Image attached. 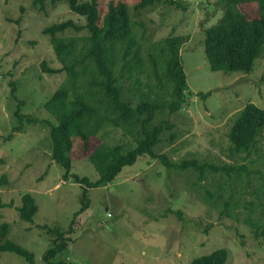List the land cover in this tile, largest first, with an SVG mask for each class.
Listing matches in <instances>:
<instances>
[{"label": "rangeland", "instance_id": "1", "mask_svg": "<svg viewBox=\"0 0 264 264\" xmlns=\"http://www.w3.org/2000/svg\"><path fill=\"white\" fill-rule=\"evenodd\" d=\"M179 1L184 10H174L161 1L137 12L133 7L139 0H98L97 24L102 25L109 2H123L130 9L134 34L144 31L146 47L154 41L164 45L173 26L174 35L182 36L176 47L191 93L181 111L173 114L182 136L171 146L160 142L154 150L176 163L211 160L219 166L240 164L245 171L231 182L232 194L218 189L222 199L218 202L214 192L219 174L212 183L205 179L198 187L193 169H168L159 159L140 156L110 183L87 188L88 207L75 215L84 185L71 175L96 180L98 173L87 159L91 151L101 143L125 147L132 143L128 134L110 125L89 138L85 151L84 142L73 137L71 170L65 178L64 168L51 158L46 125L23 123L22 131L12 132L18 124L14 112L54 121L44 103L67 83L64 71L50 73L42 68V62L48 68L61 67L42 30L67 19L84 26L86 20L65 1L46 2L39 9L34 0H0V225H8L0 242L8 239L32 252V264H191L193 258L219 248L227 250L224 264H264V217L260 216L264 206V127L249 154L227 155L225 138L227 120L245 104L264 107V53L249 73L211 70L203 39L205 28L222 15L218 0ZM253 6H244L245 11L257 15ZM61 35L87 36L89 32L84 28ZM123 82L127 97L130 84ZM196 92L208 95L202 98ZM2 175L7 183H1ZM243 188L246 193L240 192ZM209 192L213 196L208 197ZM24 193H30L37 205L32 223L18 217ZM238 196L236 208L233 201ZM248 200L257 207L250 215L251 223L246 221L249 211L243 208ZM223 201L230 202L231 215L224 212ZM43 225L66 232L72 228L65 235L63 250L47 261L43 255L55 235L40 227ZM0 264L31 263L16 253L0 251Z\"/></svg>", "mask_w": 264, "mask_h": 264}, {"label": "trees", "instance_id": "2", "mask_svg": "<svg viewBox=\"0 0 264 264\" xmlns=\"http://www.w3.org/2000/svg\"><path fill=\"white\" fill-rule=\"evenodd\" d=\"M59 1H65L72 12L84 16L86 24L80 26L67 19L42 30V33L50 38L52 50L61 63L60 68L52 69L42 62V68L50 73L62 70L67 76V83L52 93L44 103V108L53 116L54 121L14 112L18 124L12 127V132L22 131L23 123L46 125L51 139V158L64 168L65 178L71 170L69 151L73 137L84 142L82 150L85 151L89 138L110 125L120 128L123 134H128L132 143L130 147L121 143H101L91 151L87 159L98 173L96 180H89L86 176L77 174L71 175L75 182L84 185L80 207L75 215L88 207L87 188L110 183L124 166L131 165L138 157L144 155L159 159L168 169H193L198 175V187H201L203 180L210 181L215 174H219L214 192V196L217 195L215 201H222L218 189L222 192L230 190L229 193L232 194L231 182L239 179L245 171L244 166H219L211 160L198 162L195 159L176 163L169 160L164 152L158 153L154 150L158 143L164 142L171 146L182 136L183 132L178 130L173 114L181 111L191 93L176 47L177 38L182 39V36L174 35V27L171 26L169 35L164 39V45L154 41L148 42L149 46L146 47L143 45L144 31L134 34L130 9L123 2L108 3L107 14L100 26L97 24L98 0H34V4L42 9L46 2ZM161 1L167 2L174 10L185 9L179 0H139L133 10L138 12ZM217 2L218 7L222 9V15L215 24L204 30L203 48L209 67L213 71L249 73L256 60L264 53V0ZM248 4H255L253 7L257 15L245 11L244 6ZM84 28L89 35H61L66 30L79 32ZM124 80L130 84L127 97ZM12 88L13 95L15 88ZM69 93H72L73 97L69 98ZM195 94L202 98L208 95L200 92ZM226 125L228 129L225 138L229 145L227 155L249 154L264 127V107L247 103L227 120ZM231 170L234 174H231ZM1 183H7L4 175L1 176ZM240 192L246 193L244 188ZM209 196H213V193L209 192ZM239 199L238 196L237 201H233L236 208L239 207ZM229 203L222 202L224 212L231 215ZM243 208L249 211L246 221L251 223L250 215L257 209L255 203L248 200ZM17 211L20 220L32 223L37 205L30 193L21 196ZM176 213L179 215L180 212ZM260 216L264 217V206L261 207ZM40 227L55 235L51 240L52 246L43 255V259L47 261L49 257L63 250L66 246L65 235L72 232V228L66 232L60 231L58 227ZM7 228L5 222L0 225L1 238L6 235ZM0 251L16 253L33 263L32 252L11 240L0 242ZM226 259L227 250L219 248L193 258L191 264H224Z\"/></svg>", "mask_w": 264, "mask_h": 264}]
</instances>
